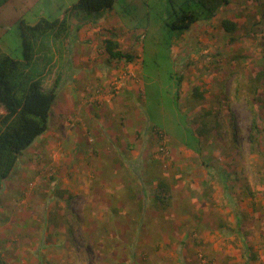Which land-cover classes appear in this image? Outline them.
<instances>
[{
  "label": "rangeland",
  "instance_id": "obj_1",
  "mask_svg": "<svg viewBox=\"0 0 264 264\" xmlns=\"http://www.w3.org/2000/svg\"><path fill=\"white\" fill-rule=\"evenodd\" d=\"M78 1L0 8L5 49L41 17L70 26L47 41L44 89L59 81L49 129L0 192V264H264V146L252 147L250 104L264 26L232 43L222 26L247 0L185 30L167 14L186 0L76 16ZM108 38L132 61L112 58ZM209 109L220 135H198Z\"/></svg>",
  "mask_w": 264,
  "mask_h": 264
},
{
  "label": "trees",
  "instance_id": "obj_2",
  "mask_svg": "<svg viewBox=\"0 0 264 264\" xmlns=\"http://www.w3.org/2000/svg\"><path fill=\"white\" fill-rule=\"evenodd\" d=\"M7 2L8 0H0V8ZM115 2L116 0H79L71 9V14L78 16L86 12H101L111 9ZM170 2L175 7L174 2L172 0ZM233 2L234 0H186L179 9L174 8L173 12H168V19L172 20L168 25L173 29H190L198 22L211 21L222 8L231 7ZM242 6L240 13L222 20V26L230 35L231 43L241 40L251 32L257 34V27L264 26V0H247ZM24 26L26 33L22 44L6 49L0 44V192L4 181L17 168L23 152L49 129L59 81H56L52 89H44L45 78L54 59L47 41L53 35L64 40L70 33L67 20L60 18L51 20L41 17L35 25ZM262 37L260 38L264 39V36ZM261 39L259 48L264 49V40ZM105 46L112 58L120 60L126 58L127 61H132L133 56L124 55L115 40L106 39ZM252 85L250 89L254 95L250 101L254 114L252 147L258 150L260 145L264 146V66L257 72ZM193 99L195 101L206 99L201 87L194 89ZM214 111L209 109L201 115L198 135L200 132V135L204 136L213 130L221 134L223 125L217 123L210 127L206 121ZM232 135L236 137L234 128ZM157 187L159 201H163L164 197L171 198V187L166 182L159 183ZM160 191L165 194L164 197H161Z\"/></svg>",
  "mask_w": 264,
  "mask_h": 264
}]
</instances>
